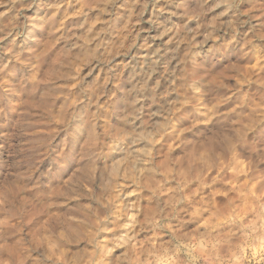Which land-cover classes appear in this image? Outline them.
I'll list each match as a JSON object with an SVG mask.
<instances>
[{"label":"rangeland","instance_id":"obj_1","mask_svg":"<svg viewBox=\"0 0 264 264\" xmlns=\"http://www.w3.org/2000/svg\"><path fill=\"white\" fill-rule=\"evenodd\" d=\"M0 264H264V0H0Z\"/></svg>","mask_w":264,"mask_h":264}]
</instances>
